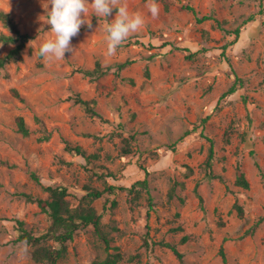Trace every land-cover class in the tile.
Here are the masks:
<instances>
[{
	"label": "rangeland",
	"instance_id": "1",
	"mask_svg": "<svg viewBox=\"0 0 264 264\" xmlns=\"http://www.w3.org/2000/svg\"><path fill=\"white\" fill-rule=\"evenodd\" d=\"M125 2L145 24L115 55H106V34L93 14V27L72 38L74 53L46 61L35 50L53 38L40 19L47 0H0V9L34 36L0 70V264H35L16 220L36 235L48 231L49 213L25 196L47 198L48 185L66 186L73 205L88 187L117 186L93 201L109 245L93 225L81 228L60 264H95L117 251L125 264H264V0H156V17L148 0ZM204 15L213 18L200 21ZM240 25L236 39L227 30ZM0 31L9 33L1 22ZM14 46L0 43V57ZM97 62L109 71L100 77L80 71ZM237 77L244 84L222 97ZM78 95L92 100L100 116L76 103ZM19 116L29 135L19 130ZM209 138L211 170L204 165ZM67 141L90 157L69 151ZM143 166L148 188H122L146 177ZM238 167L250 188L236 184Z\"/></svg>",
	"mask_w": 264,
	"mask_h": 264
},
{
	"label": "trees",
	"instance_id": "2",
	"mask_svg": "<svg viewBox=\"0 0 264 264\" xmlns=\"http://www.w3.org/2000/svg\"><path fill=\"white\" fill-rule=\"evenodd\" d=\"M189 9L194 10V7L187 6ZM213 18L212 15H204L199 18L200 21H204L207 19ZM254 19V15L250 16L247 21ZM0 22L2 25L9 30L8 32L0 31V43L10 45L14 44L8 53L0 57V70L5 67L7 63L10 61H14L19 59L22 56V52L26 47L27 43L34 38V36L29 32H23L19 26V23L16 21L14 16L10 11L5 9H0ZM229 32H233L236 35V39H238L241 35L242 25L238 26L234 30H227ZM236 41V40H235ZM227 46H225L226 48ZM181 50L186 51V56L190 59H193L197 56L198 52L192 51L188 47H179ZM130 61L121 63L119 68L126 67ZM85 75H89L92 77H100L109 71V67L104 68L100 62H97L96 67L93 69H85L80 68ZM147 75H150V69L147 68ZM244 84L243 78L237 77L235 82L226 90L222 97H226L230 94L235 93L241 85ZM15 93L20 96L19 92L15 90ZM76 103H80L85 106L88 113L92 116H100L97 110L94 107L92 100H86L79 95L75 98ZM206 121V119L204 120ZM18 126L19 130L24 135L30 134V128L25 121L23 116L18 117ZM192 130H187L185 135H189ZM184 137V136H183ZM181 137V138H183ZM46 138H49V135H46ZM211 146L209 149V154L204 161V165L208 170H211L214 164L215 158V148L214 143L211 138ZM66 147L69 151L74 152L76 154L82 155L86 158H89L90 155L87 154L86 150L80 144H72L70 141L66 142ZM127 148L125 153H130L131 147L127 142ZM1 162L3 160L0 159ZM258 167L262 170L259 162H256ZM146 173V177L144 179H139L133 183L131 187L122 186V188L128 189L132 191L137 185H141L143 188H148V177L147 175L150 173L148 168L142 167ZM212 175V174H210ZM35 178L38 180V176L34 174ZM213 177H220L218 175H213ZM236 184L242 186L244 188H250V181L246 175V173L238 167V173L236 178ZM198 186V184H197ZM196 186V189H197ZM117 186L109 185L105 190H101L99 188L88 187L89 192L84 195L81 201L77 205H73L69 196L70 193L68 188L64 185H48L46 186V190L49 192V196L47 198H34L31 194H25V196L29 200L35 199L39 206L43 211L49 213L52 218V224L50 225L47 232L36 235L32 231L27 230L24 227L25 222L23 220L17 219V223L19 224V229L21 233L19 235V239L25 241L27 244H30L34 247L33 250V259L35 264H60V260L67 255L68 252V244L69 241L73 240L75 233L84 227L89 225H93L95 230L103 235L105 242L109 245L108 237L102 232V214H100L97 208L93 205V201L95 198L101 197L105 191L115 192ZM201 200L203 199L201 195H199ZM235 207L238 208L239 213L243 215L244 209L241 205L235 204ZM0 218H5L0 216ZM264 219V216L260 221ZM259 223V222H258ZM55 240L59 243L60 246L50 243V240ZM187 237L185 236L183 240L185 241ZM164 245L169 246L175 254L182 259L184 254L178 249V247L171 242H164ZM118 249L117 247H115ZM221 253L224 256V260L227 261L226 254L224 250H221ZM123 256L122 253L117 251L110 253L106 258L95 262V264H125L121 263Z\"/></svg>",
	"mask_w": 264,
	"mask_h": 264
},
{
	"label": "clouds",
	"instance_id": "3",
	"mask_svg": "<svg viewBox=\"0 0 264 264\" xmlns=\"http://www.w3.org/2000/svg\"><path fill=\"white\" fill-rule=\"evenodd\" d=\"M43 7L46 15L40 19L51 26L49 32L53 38L42 42L35 54L46 61L63 60L66 53L73 54L72 38L79 34L82 26L93 27L90 18L93 14L100 19L99 28L103 27L106 34L107 56L115 55L124 41L139 32L145 24L140 13L129 12L125 0H47ZM147 7L153 17L158 15L156 0H148ZM114 10L115 18L109 21L107 18ZM102 20L105 22L103 25Z\"/></svg>",
	"mask_w": 264,
	"mask_h": 264
}]
</instances>
